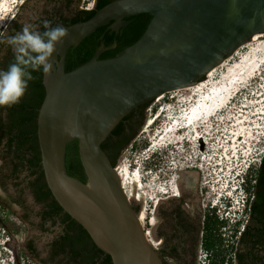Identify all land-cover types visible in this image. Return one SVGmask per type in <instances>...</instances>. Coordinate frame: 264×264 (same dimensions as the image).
Here are the masks:
<instances>
[{"label":"water","instance_id":"water-1","mask_svg":"<svg viewBox=\"0 0 264 264\" xmlns=\"http://www.w3.org/2000/svg\"><path fill=\"white\" fill-rule=\"evenodd\" d=\"M150 14L141 37L118 55H99L64 70L67 49L102 25ZM56 45L59 68L44 75L38 112L41 163L59 206L113 264H164L146 238L141 209L130 200L102 148L133 109L198 83L253 35L264 33V0H114L66 28ZM78 140L87 177L68 174L67 145Z\"/></svg>","mask_w":264,"mask_h":264},{"label":"flooded vegetation","instance_id":"flooded-vegetation-1","mask_svg":"<svg viewBox=\"0 0 264 264\" xmlns=\"http://www.w3.org/2000/svg\"><path fill=\"white\" fill-rule=\"evenodd\" d=\"M112 1L25 0L11 20L9 36L20 31L24 24H31L40 32L46 30L45 22L50 27L67 28L88 20ZM150 20V14H139L123 18L118 28L113 27L115 20L100 26L69 46L64 70L71 71L96 55L100 59L118 55L141 37ZM60 59L58 53L51 55V71L59 68ZM8 66L2 64L0 70L6 71ZM44 75L43 68L33 71L34 79L28 81L19 102L0 106V206L20 216H31L25 221L31 232L38 231L49 238L48 257L53 261L70 262L67 256L74 249L80 255L77 264L84 261L97 264L98 260L108 259V254L67 218L56 204L44 174L37 132L38 112L45 96ZM25 114L30 116L26 127L14 126L18 117ZM256 170L252 193L238 212L217 211L213 205L209 208L204 203L199 170L187 169V172H197L198 178L191 187L183 184L178 197L157 195L152 211V236L162 262L264 264V158ZM163 178L160 173L158 184ZM37 243L28 237L23 248L35 257Z\"/></svg>","mask_w":264,"mask_h":264},{"label":"rangeland","instance_id":"rangeland-1","mask_svg":"<svg viewBox=\"0 0 264 264\" xmlns=\"http://www.w3.org/2000/svg\"><path fill=\"white\" fill-rule=\"evenodd\" d=\"M24 1L0 0V34H4ZM234 61L235 58L229 64L233 65ZM259 72L254 80H246L239 86L246 87V91L242 88L233 102L237 107L235 110L237 116L242 115L245 120L240 126L243 136L236 143L230 141L231 134L221 131L232 130L231 123L210 124L208 128L210 134H201L198 142L200 148H195L188 140L180 143H171V140L160 141L161 132L166 128L171 129L176 123L170 116H179L174 113L181 109V103L178 101L182 97L173 91L165 94L160 101H153L145 109L143 126L117 161V165L121 163L126 166L141 180L140 185L143 189L136 193L139 200L136 201L135 207L140 209L145 206L147 213L145 230H152L148 219L153 217L156 196L161 195L155 189V184L159 183L158 176L161 173L164 176L161 184H166L171 175L175 176L179 172L175 169L176 164H184L188 170L201 172L199 175L202 178L204 203L209 208L213 205L217 211L232 213L244 208L245 201L252 193L256 169L264 158V75H260ZM262 94L263 96H260ZM249 102L251 107L244 108L243 106ZM182 109H185V106ZM148 119L155 122L144 130ZM199 154H202L205 161H200ZM29 218L30 215L20 216L0 206V264H64L48 257L49 238L41 232H31L25 221ZM28 237L38 242V254L35 257L29 255L23 248Z\"/></svg>","mask_w":264,"mask_h":264},{"label":"bare ground","instance_id":"bare-ground-1","mask_svg":"<svg viewBox=\"0 0 264 264\" xmlns=\"http://www.w3.org/2000/svg\"><path fill=\"white\" fill-rule=\"evenodd\" d=\"M244 49H247V51H244ZM234 58V64L230 65L229 63ZM222 68L223 70H220ZM258 72L260 75H264V33L253 35L220 65L208 72L198 83L173 91L176 95L180 96V98L182 97V99L178 101L181 103V109L174 113L179 116H170V119L172 121L175 119L176 123L171 129L166 128V130L161 132L162 134L159 133L162 135L159 140H171V143H180L188 140L195 148H200L198 142L199 139H201V134H210L208 132L210 124L231 123L232 130L223 129L221 131L231 134L232 140L230 141L236 143L243 136L240 126H242L245 120L242 115L237 116V112H235L237 107L233 105V102L242 88V90L246 91V87L241 88L239 86L245 83L246 80H254ZM238 87L239 89H237ZM178 92H181V94H178ZM260 96H263V94ZM162 97L163 96H160L155 101H160ZM172 97L174 98L175 96L173 95ZM197 97H199V99H196ZM197 104H200V106ZM184 106L185 109H182ZM243 107H251L250 102ZM185 112L187 115H185ZM154 122L155 120L148 119L145 122L144 130ZM212 130L213 128L210 129V132ZM198 157L200 161H205L202 154H199ZM184 166V164H176L175 169L179 170V172L176 173L177 175H171L166 184H155V189L158 194H170L172 197H178L181 194L183 184L190 187L193 186L198 178V173L192 171L187 172ZM116 172L130 200L138 201L139 198L136 193L142 188L139 177L131 173V171L121 163L116 166ZM139 218L142 225H144L147 219L144 205L141 209ZM148 223L152 227L154 225V218L151 217L148 219ZM145 231L146 238L155 246L156 242L152 236V230Z\"/></svg>","mask_w":264,"mask_h":264},{"label":"clouds","instance_id":"clouds-1","mask_svg":"<svg viewBox=\"0 0 264 264\" xmlns=\"http://www.w3.org/2000/svg\"><path fill=\"white\" fill-rule=\"evenodd\" d=\"M44 27L46 30L40 32L33 25L24 24L14 35L0 34V43L10 46L14 55V62L9 64L7 70H0V106H11L19 102L28 81L34 79L33 71L41 68L44 73L50 71L49 58L68 32L61 25L50 27L49 22H45Z\"/></svg>","mask_w":264,"mask_h":264},{"label":"trees","instance_id":"trees-1","mask_svg":"<svg viewBox=\"0 0 264 264\" xmlns=\"http://www.w3.org/2000/svg\"><path fill=\"white\" fill-rule=\"evenodd\" d=\"M5 31L4 33L6 35L3 34V36H9L10 35L9 26L6 28ZM13 62H14V55L11 51V47L8 46L6 43H0V65L10 64ZM202 79L203 78H201L200 81ZM150 104L151 103H145L133 109L128 115H126L118 123V125L112 130V132L109 134L106 140L102 143L101 146L103 150L106 152L107 156L114 165L117 164V159L122 153V151H124L132 143V140L134 139L135 135L139 132V130L143 126L145 121L144 112L145 109ZM29 119L30 116L26 114L19 116L17 119V123H15L14 126L16 125L25 128L26 127L25 125L28 123ZM65 164L68 174L70 176L76 177L83 182L87 181V177L84 172L79 156L78 140H74L67 145L66 154H65ZM56 204L59 206L57 202ZM59 208L63 210L60 206ZM65 214L68 219L72 220L73 224H76L80 227L82 233L86 232L85 229L81 225H79L74 219H72L66 212ZM67 257L69 258L68 261H70L71 263L74 262L76 263L80 255L76 252V250L73 249ZM83 264H87V262L84 261ZM97 264H113V263L111 257L108 255V259L105 260L103 259L101 261L98 260Z\"/></svg>","mask_w":264,"mask_h":264}]
</instances>
